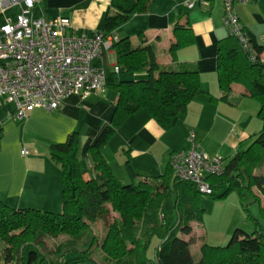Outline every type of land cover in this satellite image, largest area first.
<instances>
[{"label": "trees", "instance_id": "16d2710c", "mask_svg": "<svg viewBox=\"0 0 264 264\" xmlns=\"http://www.w3.org/2000/svg\"><path fill=\"white\" fill-rule=\"evenodd\" d=\"M153 1L112 0V10L106 14L103 29L99 31L116 32L135 14L148 12ZM178 31L189 37L178 39L173 47L190 41L192 29L189 25L179 23ZM249 37L255 60L239 38L231 33L219 41L217 48L220 88L227 94L234 84L245 83L249 94L259 101L262 120V129L250 146L227 161L223 174L208 177L214 194L227 186L223 196L234 189L244 195L245 189L252 191L255 186L264 196V173L254 172L264 161V44L258 43L250 34ZM112 48L116 52L119 71L106 68V87L118 92V100L111 123L88 147L95 174L86 176L79 159L80 136L78 132H72L64 142L50 146L51 158L60 165L62 172L61 212L15 208L0 199V236L14 249L24 245L19 264H96L88 254L78 250L67 251L61 261L51 260L32 242L39 241L43 235L61 233L82 238L90 224L106 214L108 203L120 217L108 226L100 246L115 264H264V226L256 218H253L256 226L253 232L237 227L226 245L202 243L196 260L191 251V244L196 240L192 221L203 216V209L199 207L200 193L191 183L179 180L171 165L167 175L174 176L173 187L183 198L178 204L170 197V192L174 191L167 185L170 180L165 181L168 195L162 205L152 198L153 187L145 181L123 183L116 176L102 150L126 118L143 109L163 129L169 130L176 126L180 115L203 90L197 68L187 64L160 65L154 46L144 35L138 43L130 36L119 37ZM133 74L137 75L129 77ZM128 167L131 174L136 175L134 169ZM168 199L170 203H166ZM160 207L164 210L165 221L158 216ZM136 218H142L146 226L145 240L138 238ZM155 237L161 240L155 246L153 257H148L147 251ZM15 255L13 248L6 246L0 253V264H14Z\"/></svg>", "mask_w": 264, "mask_h": 264}, {"label": "crops", "instance_id": "0c3cea01", "mask_svg": "<svg viewBox=\"0 0 264 264\" xmlns=\"http://www.w3.org/2000/svg\"><path fill=\"white\" fill-rule=\"evenodd\" d=\"M187 1L154 0L148 12L132 16L116 34L118 38L130 36L134 43L146 36L162 66L187 64L197 68L202 93L189 103L176 126L169 130L163 129L146 110H138L123 121L102 150L123 183L170 180L167 185L174 189L170 197L177 204L183 198L173 187L174 176L169 177L167 171L172 155L188 147L190 132L195 133L200 150L228 161L246 150L262 129L259 101L249 94L246 84L236 83L224 94L218 82V43L230 34L224 22L222 0L193 5ZM111 10L112 0H40L35 14L51 19L69 17L72 21L69 34L77 36L102 30L105 16ZM235 10L247 32L264 44V0L236 2ZM20 11L21 6H15L0 12V27L8 19L15 21ZM179 23L191 27L190 41L173 47L178 39L189 37L182 31L176 32ZM101 63L114 69L116 52L104 51ZM117 100L118 92L110 87L87 96L76 92L57 110L37 108L27 117L16 119L15 104L0 98V199L15 208L62 211V172L51 158L50 146L78 132L82 168L86 176L95 174L88 147L111 123ZM24 149L27 154L22 153ZM128 165L136 175L131 174ZM258 200L263 208V195L259 194ZM166 203H170L169 199Z\"/></svg>", "mask_w": 264, "mask_h": 264}, {"label": "built area", "instance_id": "2783aa9c", "mask_svg": "<svg viewBox=\"0 0 264 264\" xmlns=\"http://www.w3.org/2000/svg\"><path fill=\"white\" fill-rule=\"evenodd\" d=\"M40 0H0V12L21 6L16 20L8 19L0 27V98L15 104L14 117L23 119L40 108L54 111L71 94L84 96L106 88V67L101 63L104 51L113 49L116 32L71 35L69 17L37 16ZM214 0H188L189 5ZM224 22L255 60L248 32L235 10V3L249 0H222ZM119 71V67H114ZM188 147L175 152L171 166L175 176L194 185L199 193L214 194L208 177L225 172L227 160L210 157L200 150L194 132L187 136ZM23 154L28 151L24 149Z\"/></svg>", "mask_w": 264, "mask_h": 264}, {"label": "rangeland", "instance_id": "374dc122", "mask_svg": "<svg viewBox=\"0 0 264 264\" xmlns=\"http://www.w3.org/2000/svg\"><path fill=\"white\" fill-rule=\"evenodd\" d=\"M254 172L264 173V161ZM145 183L153 187L152 198L154 200L156 199L157 203L162 202L163 205L168 195L165 186L166 182L163 180H150L145 181ZM226 188L227 186L216 190L215 194L206 195L200 193L198 196L199 207L203 209V216L194 221L196 243L193 242L194 244H191V251L196 260H198L200 255L202 243L206 242L216 246L226 245L237 227L251 233L256 227L253 218H256L264 226L261 201L258 200V195L260 194L261 197L263 195L260 190L255 186L253 188L255 194L249 189H245L244 195H242L238 189H234L226 196H223V193L226 192ZM105 207L107 209L106 214L101 216L96 222L90 224L89 228L86 229V231L84 230L86 233L82 238L76 239L69 234L63 233L57 236L49 234L41 236L39 241L32 243L40 249L41 253L45 254V256L51 260L61 261L62 255L67 251L78 250L88 254L96 264H115L109 259L111 258L110 255L102 250L100 244L107 233L108 226L115 218L120 217V214L113 208L111 203L106 204ZM163 211L164 210L160 207L158 216L161 220L165 221L166 219ZM134 222L137 223V228L139 229L138 238L145 240L146 226L143 219L136 218ZM94 238L96 241H94ZM160 240L159 237L153 239L147 251L148 257H153L155 246ZM71 242L73 245H68V243ZM6 246L13 248L17 258L15 263L19 264L24 245L22 244L14 249L12 244L0 236V253L4 251Z\"/></svg>", "mask_w": 264, "mask_h": 264}]
</instances>
